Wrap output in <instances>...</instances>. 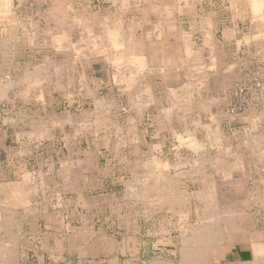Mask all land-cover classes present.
<instances>
[{
  "label": "rangeland",
  "instance_id": "obj_1",
  "mask_svg": "<svg viewBox=\"0 0 264 264\" xmlns=\"http://www.w3.org/2000/svg\"><path fill=\"white\" fill-rule=\"evenodd\" d=\"M149 1L157 7L148 11ZM234 1L188 0L190 12L186 0H128L127 5L122 0H70L61 27L47 19L51 0H12L11 20L0 14V129L12 148L10 155H0L7 167L0 174V264H181L180 232L202 226L196 194L202 188L192 180L198 175L195 161L206 171L213 145L225 141H242V161L264 156L257 154L264 151V137L258 140L264 136V53L250 10L242 13L246 0ZM76 13L88 20L105 17L108 24L118 17V26L129 30L121 29V34L143 36L148 43L160 36L167 48L176 44L169 32L175 24L202 54L203 63L210 64L214 50L224 62L217 74L210 65L184 61L166 81L140 70L135 74L139 84L129 88L125 76L120 78L124 69L111 65L116 51L105 35V22L87 30L84 21L74 18ZM63 30L69 42L59 48L49 45L51 34ZM91 35L102 38L103 49L110 48L100 54L89 44ZM72 47H79L76 54ZM80 49L86 65H80ZM8 80L13 86L1 88ZM171 87L206 106L176 109L168 118L174 106ZM240 117L241 131L229 133L227 121ZM208 124L214 133L208 134ZM189 133L201 148L187 144ZM165 178L173 185L170 194L185 199L178 212L157 193ZM219 216L224 217L220 213L215 218ZM221 226L217 244L234 241L223 237L224 222ZM212 262L226 264L216 257Z\"/></svg>",
  "mask_w": 264,
  "mask_h": 264
},
{
  "label": "crops",
  "instance_id": "obj_2",
  "mask_svg": "<svg viewBox=\"0 0 264 264\" xmlns=\"http://www.w3.org/2000/svg\"><path fill=\"white\" fill-rule=\"evenodd\" d=\"M234 2H236V0ZM71 3L72 2H70V0H51V6L46 12L47 19L50 21H58L59 25L63 24L64 22H66L65 17H67V7L71 6ZM3 4L5 5L12 4V0L10 1V3L2 2V5ZM186 9L192 12V9L188 3V0H186ZM179 10L181 11L182 8H179ZM243 10H246V11L250 10L249 13L252 15V19L256 21L257 23V28L259 30V33L261 34L260 35L257 32L258 33L257 36H260L259 37L260 44H261V48L264 53V16L263 17L261 15L257 16L258 14L254 12L253 0H246L244 6H242V13H243ZM10 16L11 15L6 16L7 19ZM144 18L142 20H144ZM8 20H11V19L9 18ZM171 26L172 24L169 25L170 27L169 32L174 34L175 41H176V44L174 45L173 48L171 47L167 48L168 46H164L163 44L164 38L159 36V39L155 42L148 43L146 40L145 46H144L145 52L143 50V53H146L144 55L146 58V63L148 64V65L146 64V66L148 67H146L145 69H147L151 73L153 72L155 76L157 75L161 76L164 81H166L168 77H175L177 75V74H173L172 72L174 69H176L175 68L176 65L178 66L179 63L180 65H182L184 61H187V62L189 61L187 56H185V47H186L185 45L189 43L187 36L184 35L183 31L180 32V30H178L175 27V24H173V27ZM209 38H210V31L207 32L206 34L207 43L210 41ZM213 52H212V57H211V59L213 60H211L210 62L211 64H205L203 63V61L201 62L203 58L200 52H199L200 60H198L197 62H194L193 64L197 65L198 63V65H203V64L210 65V68L215 70L214 72L217 73L219 70L218 65H222L224 61L221 60L220 51L214 50ZM82 54H83V57L80 60L81 61L80 64L86 65L85 50H82ZM216 56H217L218 62L217 61L215 62ZM168 57H170V59ZM189 64L193 65L190 62ZM152 67L155 68V71ZM156 71L158 72L156 73ZM202 74L204 75V73ZM206 74L208 76V73ZM85 81H83L84 85L86 84ZM132 83L137 85V83L133 81L127 82V85L134 86V84ZM145 86L148 89L144 88V90L145 91L148 90L146 92L149 93L150 86H148L147 84H145ZM171 88H175V87H171ZM169 90H170L169 96H171L172 98L174 96L175 97L178 96V95L172 96L171 89ZM175 97L173 98V100L176 105L173 106V110L171 109L167 111L166 116L168 118H171L173 114H175V112L174 113L172 112L174 110L176 111V109L183 112V110H186V109L188 110L189 108H195V107L199 108L202 106L203 107L206 106L205 105L206 103H202L201 101L198 103L194 102L189 97H188L189 99L182 98L185 96H180L181 98L180 97L175 98ZM178 98L180 99L178 100ZM182 99L183 101H181ZM139 103L137 102V105H139ZM179 105H181L182 108ZM240 118H241L240 119L241 121L239 120L240 122L238 121V119L235 122H233V120L231 119L227 121L226 128L230 130L228 131L229 133L235 134L237 133V131H241L242 117ZM213 120L214 121L212 122V124L218 127L216 120L215 119ZM237 122L240 124H238ZM117 125H116V128L119 129L120 123L118 122ZM231 125H235V126L231 127ZM206 127L208 131H210L212 128L211 124L206 125ZM213 131H210L209 133H214L216 130L214 132ZM189 135L192 136L190 133ZM190 136L188 137V139L189 138L192 139V137ZM240 136L241 135H239L238 137L240 138ZM6 137H7L6 132L4 133L0 129V155L2 152H6L7 155L11 154L12 148L6 144ZM194 139H193L194 141L193 146L195 145L196 148H198V146L200 147L201 145L199 143H196L198 141ZM258 140L263 141V136H261L260 139ZM213 149L215 151L213 153L210 152V155L212 156L211 157L212 161L207 159V163H210V161L211 163L208 164L209 166L206 171L205 169H202V167H199V165H202V164H198V163L194 164V169L197 172L196 174L198 175L193 177L192 180H196L197 182H199V187L203 189V190L201 189L197 191L196 193L197 198L200 192L202 195L206 193L207 198L210 199V201L205 202V206L202 205L203 209L200 210V213H203V217L207 215L206 216L207 219H204L205 217L202 218V223H203V220H208V222L204 221V224L205 225L207 224L206 226L209 225L208 229L209 228L211 230L216 229L220 237L222 230H223V226H221V223L224 222V225H225L224 229L226 230V233L223 234V237L225 238L235 237V238H234V241H229L227 243H224V245H218L217 242L214 241L212 245L213 248H211L210 250L213 254L210 253L207 256L208 259L206 258L205 262L206 264H210V263L213 264L212 258L216 257L219 262L223 261L226 264H242V262H246V261H252L253 264H260L261 262H264V168H263L264 167V156H260L259 154L263 155L264 151L263 152L258 151L257 154L259 155L258 156L259 159L250 158V157L248 159L245 157L242 161V141L236 144H234V142L225 141L220 144V147L218 145H213ZM208 150L210 151L209 148ZM219 164L221 167L219 166ZM248 165L255 167L254 172L248 171L246 169ZM242 166L244 167V169H242ZM6 172H7V167L6 165L3 166V163L0 160V174H4ZM158 179L160 178H157L156 180ZM149 187L151 188V185ZM204 191L205 193H203ZM160 192L161 191H159V194L161 195ZM214 199H217V202H218L217 204L215 203ZM168 206L170 208L172 207L171 205H168ZM177 207L179 208V206L175 205L172 208L174 211L178 212L180 208L178 209ZM220 213L223 214L224 217L219 216V218H215V215L220 214ZM242 224H245L244 228L242 227ZM202 226L201 225L198 226L199 229H202L201 228ZM180 237L181 239H183L181 236V232H180ZM242 238H244L245 241H242ZM182 243H184V241ZM214 252H218L219 254L214 255L215 254ZM180 257L182 260L184 259L182 254H180Z\"/></svg>",
  "mask_w": 264,
  "mask_h": 264
},
{
  "label": "bare ground",
  "instance_id": "obj_3",
  "mask_svg": "<svg viewBox=\"0 0 264 264\" xmlns=\"http://www.w3.org/2000/svg\"><path fill=\"white\" fill-rule=\"evenodd\" d=\"M3 3H5V2H7V3H10V1L11 0H0V14L1 13H6V14H4V17H5V19L7 18L6 17V15L8 14V13H10V5L11 4H8V5H5V4H3L2 5V2ZM121 1V0H120ZM127 2H128V0H122V2L120 3V4H125V5H127ZM72 4V3H71ZM137 4V3H136ZM3 7H6V8H3ZM147 9H148V11L149 10H151V9H153V8H156L157 6L154 4V2H150L147 6ZM159 7V6H158ZM167 10V9H166ZM253 10H254V12L256 13V14H258L257 16H259V15H261L262 17L264 16V0H253ZM25 11V10H24ZM158 11V10H157ZM74 12H76V11H74ZM167 12H168V10H167ZM26 13V12H25ZM12 14V13H11ZM11 14H9V15H11ZM94 14V13H93ZM93 14H92V16H93ZM2 15V14H1ZM3 16V15H2ZM8 16V15H7ZM90 16V15H89ZM100 17V16H99ZM74 18L75 19H77V20H82V21H84V24H85V27H86V29L87 30H91V27H92V25H94V24H97V23H99V22H102V21H104V19H107V18H105L104 17V19L103 18H97V17H95V15H94V17H91L89 20L87 19L88 17H85L84 15H81V14H75L74 15ZM120 18V17H119ZM122 18V17H121ZM255 18V17H254ZM259 18V17H258ZM4 19V18H3ZM9 19V18H8ZM85 19H87V21L85 20ZM263 19V18H262ZM81 21V22H82ZM108 21L109 20H105L104 22H105V35L106 36H108L107 38H109V44L110 45H113L112 47L115 49V51H116V53L114 54L113 52L111 53V55H110V60L113 62V63H116L115 65L112 63L111 65H113L114 67H116V69L117 70H119L120 71V69L122 68V69H124V71H123V73H121L120 74V78L122 79V77H124L125 76V78L124 79H122V80H124L125 82L127 81V82H135L136 81V75H137V72H139L140 70H144L146 67H148V66H146V58H145V55L144 54H146V53H143L142 51V47H143V49H144V46H145V42H146V40L143 38V36H142V38L141 39H136L135 37L132 39V37L130 38L129 37V35L127 36L126 34L128 33V29L127 28H120V26H118L119 24H117V22L116 21H118V17L116 18H113L111 21V23L110 24H108ZM20 22V21H19ZM25 22V21H24ZM86 22V23H85ZM119 23H120V21H119ZM22 24V23H21ZM133 24V23H132ZM19 25V24H18ZM23 26V25H22ZM61 27L63 26L62 24L60 25ZM171 27H173V24H172V26ZM7 28V27H6ZM17 28V27H16ZM64 28V27H63ZM128 28H129V25H128ZM131 28V27H130ZM132 28H134L133 26H132ZM170 28V27H169ZM43 29V28H42ZM85 29V30H86ZM122 29V31L123 32H127L125 35H123V34H121V30ZM50 30H51V28H50ZM3 31V30H2ZM7 31V30H6ZM132 32V31H131ZM150 32V31H149ZM181 32V31H180ZM5 33H7V32H5ZM262 33V32H261ZM260 34V33H259ZM263 34V33H262ZM21 35V34H20ZM261 35V34H260ZM67 36H68V34L66 33V31L65 30H63L62 32H61V34H59V35H55L54 33L53 34H51V37H52V39H51V41L50 42H48V44L49 45H54V43L58 46V48L59 47H62V46H64L65 45V42L66 41H68L69 42V40L67 39ZM162 36V35H161ZM238 36V35H237ZM257 36V35H256ZM88 37V36H87ZM258 37V36H257ZM31 38V37H30ZM90 39H89V42H90V40L92 41V42H90L89 44H91V46L93 47V48H97L98 50L97 51H99V52H101L100 54H102V52H104V49H105V51H107L106 50V46L104 47V49H103V45H104V43H103V41L101 40L102 38H98L97 39V37L96 36H94V35H91L90 37H89ZM129 38V39H128ZM261 38H262V36H261ZM147 39V38H146ZM210 39V38H209ZM260 39V38H259ZM3 41V40H2ZM5 42H6V40H5ZM103 43V44H102ZM263 43V42H262ZM29 44V43H28ZM72 45H73V43H71ZM236 44V43H235ZM197 45V44H196ZM240 45V44H239ZM259 45H261L260 43H259ZM90 46V45H89ZM186 47H185V56H187V58H188V60L189 61H191L190 63H194V62H197L198 60H200V54H199V50H193L190 46V44L188 43V44H186L185 45ZM77 47V46H76ZM79 47H80V44H79ZM79 47L77 48V49H74L73 47V49H74V51L75 50H77L78 51V49H79ZM99 47V48H98ZM108 47V46H107ZM108 48H110V47H108ZM90 49V48H89ZM92 49V48H91ZM81 50H83V49H80L79 51L81 52ZM112 50V49H111ZM77 51H75V54H76V52ZM93 51V50H92ZM98 52V53H99ZM144 52H145V50H144ZM71 53H72V51H71ZM90 53V52H89ZM108 53V52H107ZM214 53V52H213ZM239 53V52H238ZM80 54V53H79ZM99 54V55H100ZM218 54H219V52H218ZM78 55V54H77ZM97 55V54H96ZM95 55V56H96ZM109 55V54H108ZM216 55H217V53H216ZM76 56V55H75ZM75 56H74V58H75ZM90 56V55H89ZM92 56H94V55H92ZM182 56H183V54H182ZM214 56V55H213ZM11 57V56H10ZM79 57H80V55H79ZM106 57H109V56H106ZM165 57V56H164ZM171 57V56H170ZM170 57H168L169 59H170ZM211 57H212V55H211ZM215 57V56H214ZM245 57V56H244ZM48 58H50V57H48ZM92 58H94V57H92ZM102 58V57H101ZM177 58V57H176ZM183 58H184V56H183ZM9 59H11V58H9ZM46 59V58H45ZM87 59V58H86ZM172 59V58H171ZM94 60V59H93ZM96 61H97V59H95ZM109 60V59H108ZM109 60V61H110ZM178 60V59H177ZM185 60V59H184ZM211 60H213V59H211ZM221 60H222V58H221ZM220 60V61H221ZM63 61V60H62ZM72 61V60H71ZM84 61V60H83ZM82 61V62H83ZM111 61H110V63H111ZM203 60H201V62H202ZM217 61V56H216V58H215V62ZM220 61H219V63H220ZM249 61V60H248ZM33 62V61H32ZM177 62V61H176ZM180 62V61H179ZM200 62V63H201ZM218 62V61H217ZM60 63L62 64L63 62H61L60 61ZM68 63V62H67ZM171 63V62H170ZM60 64V65H61ZM72 64V63H71ZM70 64V65H71ZM166 64V63H165ZM202 64V63H201ZM211 64V63H210ZM218 64V63H217ZM37 65H39V64H37ZM41 65V64H40ZM43 65H46V63H44ZM64 65V64H63ZM81 65V64H80ZM148 65V64H147ZM170 65V64H169ZM169 65H167V66H169ZM179 65H180V63H179ZM194 65V64H193ZM197 65H198V63H197ZM204 65V64H203ZM213 65H215V64H213ZM155 66V65H154ZM163 66V65H162ZM165 66V65H164ZM219 66V65H218ZM253 66V65H252ZM46 67V66H45ZM38 67H36V69H37ZM153 68V67H152ZM41 69V68H40ZM154 69V71H155V68H153ZM158 69V68H157ZM161 69V68H160ZM219 69V68H218ZM244 69V68H243ZM251 69V68H250ZM146 70V69H145ZM169 70V69H168ZM167 70V71H168ZM202 70V69H201ZM248 70V69H247ZM41 71V70H40ZM39 71V72H40ZM91 71V70H90ZM151 71H153V70H151ZM215 71V70H214ZM219 71V70H218ZM250 71V70H249ZM248 71V72H249ZM256 71V70H255ZM254 71V72H255ZM35 72V71H34ZM158 71H156V73H157ZM32 73H33V71H32ZM119 73V72H118ZM140 73V72H139ZM149 73H151V72H149ZM153 73V72H152ZM30 74V73H29ZM29 74H26L25 76H26V78H27V75H29ZM136 74V75H135ZM44 75V74H43ZM25 76H23V77H25ZM31 76V75H30ZM36 76V75H35ZM35 76H32V78H35ZM117 76H119V75H115V77H117ZM163 76V75H162ZM201 76H203V77H206L207 76V74L205 73L204 75L202 74ZM29 77V76H28ZM45 78H46V76H44ZM244 77V76H243ZM31 78V79H32ZM83 79V78H82ZM117 79H118V77H117ZM126 79V80H125ZM24 80V79H23ZM30 80V79H29ZM38 80V79H37ZM46 80V79H45ZM32 82V81H31ZM37 81H36V78H35V81H34V83H36ZM139 82L140 81H136V83L137 84H139ZM13 84V80L12 81H9L8 80V82H6V83H4V84H2V86H1V88H3V89H7L8 88V86H10V88L13 86L12 85ZM87 84V83H86ZM132 84H134V83H132ZM200 84V83H199ZM88 86V85H87ZM129 86V85H128ZM133 86V85H132ZM185 86V85H184ZM127 86H125V88H126ZM187 87H189V85H187ZM25 88V87H24ZM124 88V89H125ZM129 88H130V86H129ZM144 88H146V89H148L146 86L144 87ZM119 89V88H118ZM171 89V94H172V96L173 95H178V96H174L175 98H177V97H180V96H185V97H182L183 99H186V98H188L187 96V94L186 95H183V93H181L180 91L178 92V89H180V88H170ZM1 90V89H0ZM24 90V89H23ZM131 90V89H130ZM144 90V89H143ZM181 90V89H180ZM4 91V90H3ZM6 91V90H5ZM8 91V90H7ZM25 91H26V89H25ZM125 91V90H124ZM146 91H148V90H146ZM170 91V90H169ZM17 92V91H16ZM126 92V91H125ZM131 92V91H130ZM5 93V92H4ZM18 93V92H17ZM148 93V92H147ZM0 94H1V92H0ZM8 94V93H7ZM21 95V94H20ZM40 96H41V93L39 94ZM191 95V94H190ZM189 95V96H190ZM148 96V95H147ZM262 96V95H261ZM1 97H3V96H1ZM9 97V96H8ZM150 97V96H149ZM173 97V98H174ZM5 98H7L6 96H5ZM148 98V97H147ZM172 98V99H173ZM181 98V97H180ZM180 98H178V100L180 99ZM190 98V97H189ZM188 98V99H189ZM20 99V98H19ZM183 99L181 100V101H183ZM229 99V98H228ZM10 100H12V99H10ZM22 100V99H21ZM103 101V100H102ZM150 101V100H149ZM18 102V101H17ZM97 102H98V100H97ZM111 103V102H110ZM113 103H114V101H113ZM181 103V102H180ZM179 103V104H180ZM184 103V102H183ZM185 103H186V101H185ZM202 103H204V102H202ZM261 103V102H260ZM97 104V103H96ZM103 104V103H102ZM140 105V104H139ZM174 105H176L175 104V102H174ZM204 105V104H203ZM256 105V104H255ZM104 106V105H103ZM118 106V105H117ZM180 107H181V105H179ZM178 106V107H179ZM197 106V105H196ZM101 107V106H100ZM177 107V108H178ZM203 107V106H202ZM136 108V107H135ZM182 108V107H181ZM97 108H96V106H95V110H96ZM100 109V108H99ZM190 109V108H189ZM8 110V109H7ZM137 110V109H136ZM142 110V109H141ZM140 110V108H138V111H141ZM162 110H164V108L162 109ZM166 110V109H165ZM172 110H173V108H172ZM187 110V109H186ZM161 111V110H160ZM180 111V110H179ZM197 111V110H196ZM98 112V111H97ZM100 112V111H99ZM95 113H96V111H95ZM94 113V114H95ZM165 113V112H164ZM169 113H171V112H169ZM173 113V112H172ZM93 114V115H94ZM98 114V113H97ZM103 114V113H102ZM166 114V113H165ZM165 114L163 115V116H165ZM169 115V114H168ZM174 115V114H173ZM172 116V115H171ZM170 116V117H171ZM51 117V116H50ZM106 117V116H105ZM131 118V117H130ZM111 119V118H110ZM7 120V119H6ZM44 120V119H43ZM55 121H56V119H55ZM97 122H98V120H97ZM96 122V123H97ZM37 123V122H36ZM43 123H44V121H43ZM54 123V122H53ZM106 123V122H105ZM116 124V123H115ZM32 125V124H31ZM44 125V124H43ZM98 126H99V124H98ZM118 126V125H117ZM215 126V125H214ZM45 127V126H44ZM120 127V126H119ZM35 128V127H34ZM118 129V128H117ZM208 131V130H207ZM211 131V130H210ZM210 131H208V133L210 132ZM119 134V133H118ZM190 135L188 134V137H189ZM216 136V135H215ZM190 137H192V139L191 138H189V139H187L188 141H187V144L188 145H192L193 146V136H190ZM217 137V136H216ZM215 137V138H216ZM264 137V136H263ZM207 138V137H206ZM196 139V138H195ZM194 139V140H195ZM180 140V139H179ZM184 140V139H183ZM199 140V139H198ZM185 142H186V139H185ZM178 143V142H177ZM196 143H199V142H196ZM186 144V143H185ZM186 144V145H187ZM210 145V144H209ZM218 146H220V145H218ZM190 147V146H189ZM193 147H195V145L193 146ZM203 147V146H202ZM187 148V147H186ZM201 148V147H200ZM166 149V148H165ZM193 149V148H192ZM154 150V149H153ZM191 150V149H190ZM195 151V150H194ZM156 152V151H155ZM20 153V152H19ZM158 153V152H157ZM192 153V152H191ZM196 156V155H195ZM198 157H199V155H198ZM182 158V157H181ZM151 160V159H150ZM210 160H211V158H210ZM216 160V159H215ZM166 162V161H165ZM178 162V161H177ZM211 162V161H210ZM181 163V162H180ZM193 163H194V160H193ZM195 163H196V161H195ZM166 164V163H165ZM189 164V163H188ZM197 164V163H196ZM200 164V163H199ZM173 165V164H172ZM177 165V164H176ZM222 165V164H221ZM219 166H220V164H219ZM168 167V166H167ZM201 167V166H200ZM221 167V166H220ZM199 168V167H198ZM228 168V167H227ZM162 169V168H161ZM222 169V168H221ZM223 170V169H222ZM221 170V171H222ZM163 171V170H162ZM173 171H175V170H173ZM195 171V170H194ZM202 171V170H201ZM165 172V171H164ZM166 173H167V170H166ZM172 173V172H171ZM203 173V172H202ZM166 180H167V182H165V185L163 184V186H161L158 190H157V193H159V191H161V190H163V189H167L168 190V192L166 193V194H159V198L161 199V200H163V202H165L166 203V205H171L172 207L173 206H175V205H177L178 206V204L181 202H183L185 199H184V197L183 196H180L179 194L177 195L176 193L174 194V196L172 195V194H170L171 192H172V184L170 183V182H168V180L169 179H167V178H165ZM163 180V179H162ZM157 181H159V182H157V185L160 183V179H158ZM156 185H153L152 187H151V189H153V190H155L154 189V187H155ZM150 189V188H149ZM203 190V189H202ZM206 191V190H205ZM205 191L203 192V193H205ZM150 192V191H149ZM130 195V194H129ZM145 195V194H144ZM158 197V196H157ZM134 198V197H133ZM26 200V199H25ZM146 200V199H145ZM157 200V199H156ZM159 200V199H158ZM198 200L200 201V203H201V205H203V206H205V202L206 201H210V199L209 198H207V194L205 193V194H201L200 192H199V194H198ZM24 201V200H23ZM133 201V200H132ZM26 203V202H25ZM178 208V207H177ZM138 209V208H137ZM179 209V208H178ZM204 211V210H203ZM207 215H205L203 218L204 219H207V217H206ZM153 219V218H152ZM204 221H206V222H208V220H203V226L201 227L202 229H199V227H197V230H194V231H192V232H188V231H181V236H182V238H183V241H184V251H183V253H180V254H182V256L184 257V259L182 260L181 259V264H202L203 262L204 263H206L205 262V260H206V258H207V256L210 254V253H212L210 250H211V248H213L212 247V245H213V243H214V241L216 242V239L217 238H219V234H218V231L216 230V229H214V230H211L210 228L208 229V226H206L205 224H204ZM181 222V221H180ZM205 222V223H206ZM211 222V221H210ZM214 226V225H213ZM212 227V226H211ZM162 230V229H161ZM147 233V232H146ZM32 238V237H31ZM29 242V241H28ZM19 243V242H18ZM31 243V242H30ZM181 245V246H182ZM226 245V244H225ZM182 246V247H183ZM169 250V249H168ZM182 250V248L180 249V251ZM215 254L214 255H216V254H219L218 252H214ZM213 254V253H212ZM182 257V258H183ZM208 259V258H207ZM209 262V261H208ZM147 263H148V261H147ZM210 264H212V263H210Z\"/></svg>",
  "mask_w": 264,
  "mask_h": 264
}]
</instances>
